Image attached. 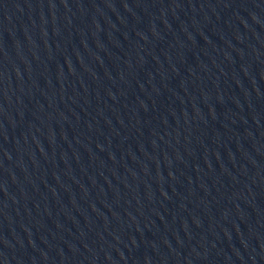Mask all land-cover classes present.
Returning a JSON list of instances; mask_svg holds the SVG:
<instances>
[{
    "label": "water",
    "instance_id": "water-1",
    "mask_svg": "<svg viewBox=\"0 0 264 264\" xmlns=\"http://www.w3.org/2000/svg\"><path fill=\"white\" fill-rule=\"evenodd\" d=\"M0 264H264V0H0Z\"/></svg>",
    "mask_w": 264,
    "mask_h": 264
}]
</instances>
